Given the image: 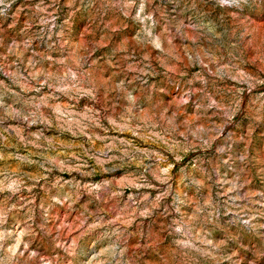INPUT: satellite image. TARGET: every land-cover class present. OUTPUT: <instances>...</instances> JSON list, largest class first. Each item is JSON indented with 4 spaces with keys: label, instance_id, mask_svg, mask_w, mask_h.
<instances>
[{
    "label": "rangeland",
    "instance_id": "1",
    "mask_svg": "<svg viewBox=\"0 0 264 264\" xmlns=\"http://www.w3.org/2000/svg\"><path fill=\"white\" fill-rule=\"evenodd\" d=\"M0 264H264V0H0Z\"/></svg>",
    "mask_w": 264,
    "mask_h": 264
}]
</instances>
